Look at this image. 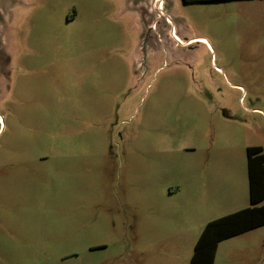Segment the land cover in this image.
Listing matches in <instances>:
<instances>
[{
    "label": "rangeland",
    "instance_id": "374dc122",
    "mask_svg": "<svg viewBox=\"0 0 264 264\" xmlns=\"http://www.w3.org/2000/svg\"><path fill=\"white\" fill-rule=\"evenodd\" d=\"M252 145L264 0H0V264H191ZM215 264H264V225Z\"/></svg>",
    "mask_w": 264,
    "mask_h": 264
},
{
    "label": "trees",
    "instance_id": "16d2710c",
    "mask_svg": "<svg viewBox=\"0 0 264 264\" xmlns=\"http://www.w3.org/2000/svg\"><path fill=\"white\" fill-rule=\"evenodd\" d=\"M215 1V0H184ZM251 204L210 220L202 230L191 258V264H215L219 243L264 225V148H247Z\"/></svg>",
    "mask_w": 264,
    "mask_h": 264
},
{
    "label": "crops",
    "instance_id": "0c3cea01",
    "mask_svg": "<svg viewBox=\"0 0 264 264\" xmlns=\"http://www.w3.org/2000/svg\"><path fill=\"white\" fill-rule=\"evenodd\" d=\"M248 206V205H247ZM246 207V206H245ZM242 208H244V207H242ZM239 209H241V208H239ZM239 209H237V210H239ZM236 211V210H235ZM232 212H234V211H232ZM231 213V212H230ZM228 214V213H227Z\"/></svg>",
    "mask_w": 264,
    "mask_h": 264
}]
</instances>
